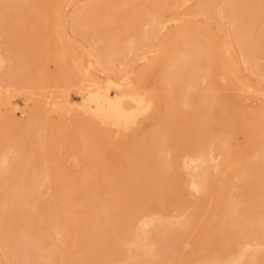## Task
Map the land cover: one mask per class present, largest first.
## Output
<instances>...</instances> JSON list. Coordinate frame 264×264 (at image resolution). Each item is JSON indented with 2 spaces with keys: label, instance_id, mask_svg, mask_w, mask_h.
<instances>
[{
  "label": "bare ground",
  "instance_id": "1",
  "mask_svg": "<svg viewBox=\"0 0 264 264\" xmlns=\"http://www.w3.org/2000/svg\"><path fill=\"white\" fill-rule=\"evenodd\" d=\"M0 264H264V0H0Z\"/></svg>",
  "mask_w": 264,
  "mask_h": 264
},
{
  "label": "rangeland",
  "instance_id": "2",
  "mask_svg": "<svg viewBox=\"0 0 264 264\" xmlns=\"http://www.w3.org/2000/svg\"><path fill=\"white\" fill-rule=\"evenodd\" d=\"M77 1L79 2V5L85 3V0H83L84 2L82 0H76V2ZM159 1H164V0H159ZM80 2H83V3H80ZM77 5H78V3H77ZM172 13H173V11H170V14H172ZM199 20L201 21L202 19H199ZM210 24H212V23H210ZM213 26H214V24H213ZM219 34L223 35L221 33H219ZM141 69H143V63H140V62L135 63L133 65V67H132V73L133 74L131 75V78L138 82L137 86L140 89L155 90L156 91L157 95L159 96V100H160L158 111H161L163 103L168 98V93L166 92V90L164 88L160 87V85H159L158 77H157V69H152V68L149 69L148 68L146 71H144V73L142 75H141V72H142ZM245 75H246V77H249L246 73H245ZM250 79L253 81L254 84L256 83V80H255L254 77L251 76ZM217 87L219 88L218 93L223 98L229 99V100H232V101H237L238 100V101H240V103H239L240 105L244 104V102H242L241 98H239V97L236 98V95H237L238 92L233 91L231 85L225 87V86H223L222 83L219 82ZM79 101L80 100H78V102ZM248 103L251 104L252 100L249 101ZM185 116L186 117L183 118V123H184V121H186V118H188L187 114ZM156 118H158V115L156 116ZM156 122H157V119H155V117L153 119H150V120L146 121L144 123V126L141 127V129L138 130V132H136V135H139V136L143 135V133L145 131H148V130L152 129V127L156 124ZM213 128L215 129V131H217V127L215 125L213 126ZM242 139L243 138L240 137L239 145L241 144ZM107 157H108V160H109L110 164L117 165L116 151L110 149L109 151H107ZM42 191H43V193H47L45 189L42 190ZM46 198H52V193H47L46 194ZM169 210L172 211L173 207H170ZM195 238H196V234H194L193 237H192L193 242H194ZM191 249H192V247H187L186 248L187 254L190 253ZM187 254H185V256H187Z\"/></svg>",
  "mask_w": 264,
  "mask_h": 264
}]
</instances>
